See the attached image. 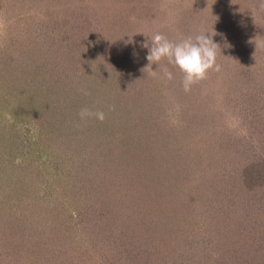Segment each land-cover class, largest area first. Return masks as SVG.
<instances>
[{
  "label": "rangeland",
  "instance_id": "1",
  "mask_svg": "<svg viewBox=\"0 0 264 264\" xmlns=\"http://www.w3.org/2000/svg\"><path fill=\"white\" fill-rule=\"evenodd\" d=\"M18 1L0 0V264H128L117 245L129 237L169 264L183 247L170 198L201 180L195 168L208 162L235 196L238 170L264 156L250 107L264 96V0ZM156 33H209L221 70L184 92L166 60L147 68ZM83 107L106 119L81 121Z\"/></svg>",
  "mask_w": 264,
  "mask_h": 264
},
{
  "label": "trees",
  "instance_id": "2",
  "mask_svg": "<svg viewBox=\"0 0 264 264\" xmlns=\"http://www.w3.org/2000/svg\"><path fill=\"white\" fill-rule=\"evenodd\" d=\"M60 1L62 0L58 2ZM24 3L21 0L18 1L19 7L21 6L24 9V6H28ZM10 10L11 8L2 7L3 12H10ZM44 41L45 47L43 48L46 49L48 41H46L47 44ZM38 43L43 44L42 42ZM23 64L19 62L18 67L27 69L28 66ZM246 99L244 98L243 101ZM256 102L257 104H255ZM7 103L4 98H0V115L3 113V107L7 106ZM250 103L251 111L256 116V118L253 116L251 119V124L256 125L255 131H257L258 139V134L264 135V96L258 94V99L250 100ZM249 132L252 137V128H249ZM253 141L257 142L256 139H253ZM249 145L250 148L253 146V151H257L258 145L255 143H249ZM218 146L222 148L223 145L219 143ZM206 164L203 167L195 168V172L199 173V179L201 178V180L193 184V186L189 185L187 192L183 191L178 197L170 198L174 211L170 212L168 219H171V223L179 231L178 237L175 236L174 240L177 244L183 245V247H181V250H177L178 254H171L170 257L161 259L162 262L165 263V261L169 260V264H264V220H261L263 221L262 223L256 220V216L259 217L258 215L264 214V156L252 158L238 170L234 183L236 185L235 190L240 188V194L237 195L235 193V196H230V193L228 194L225 189L220 188L223 182L215 181V178H209L211 175L210 167L208 162ZM28 194L30 193L25 192L23 196L27 197ZM226 195L228 199L225 201ZM65 211L67 212V210ZM66 212H64L63 217L70 215V212ZM14 219H16L15 223L17 224L25 220V218L20 220L18 217H14ZM66 223L68 222L65 219L59 220L58 227L61 229L71 225ZM212 224L218 227L221 226L215 233L214 238L209 237L212 234L209 226ZM72 229L73 225L71 226V231L73 232ZM74 229L76 228L74 227ZM171 229L173 228L171 227ZM188 232L192 233L190 239ZM66 233H64V237L58 238V242L65 241L66 237H68ZM17 235L19 236H16V239L22 240L24 230L18 231ZM130 238L131 242L134 241V239ZM188 239L189 241H187ZM120 240L117 246L119 251L123 252L120 255L128 264H135L134 262L138 261L142 264H150L153 261L154 256L152 254H146V259L143 260L144 256L141 257V255L137 254L136 246L129 243V240L126 243V238ZM205 241L212 242L208 250L201 251L204 249L200 245L197 249L195 248L194 254L184 252L188 247L197 246L200 242ZM162 246H165L164 242ZM138 251L141 250L139 249ZM146 251L149 252L147 248ZM101 263L103 262H98L97 264ZM113 264L116 263L113 262Z\"/></svg>",
  "mask_w": 264,
  "mask_h": 264
},
{
  "label": "clouds",
  "instance_id": "3",
  "mask_svg": "<svg viewBox=\"0 0 264 264\" xmlns=\"http://www.w3.org/2000/svg\"><path fill=\"white\" fill-rule=\"evenodd\" d=\"M208 34L190 35L178 41L170 40L161 33H156L151 37L145 35L149 38L142 45L148 49L146 59L149 65L147 68L152 69L153 64L159 66L162 60H166L183 74V90L186 93L190 92L192 86L207 79L211 71L221 70V66L217 63V48L220 46ZM151 75L155 77L157 72L152 70ZM164 76L168 80L173 79V74L167 68L164 70ZM78 116L85 123L91 118L100 122L106 119L103 110L93 111L88 107L81 108Z\"/></svg>",
  "mask_w": 264,
  "mask_h": 264
}]
</instances>
